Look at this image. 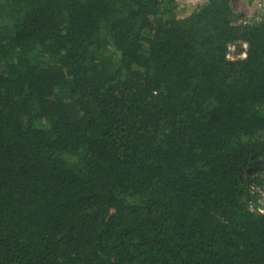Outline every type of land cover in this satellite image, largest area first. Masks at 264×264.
<instances>
[{
    "label": "trees",
    "instance_id": "trees-1",
    "mask_svg": "<svg viewBox=\"0 0 264 264\" xmlns=\"http://www.w3.org/2000/svg\"><path fill=\"white\" fill-rule=\"evenodd\" d=\"M177 8L0 0V264H264V11Z\"/></svg>",
    "mask_w": 264,
    "mask_h": 264
},
{
    "label": "rangeland",
    "instance_id": "rangeland-1",
    "mask_svg": "<svg viewBox=\"0 0 264 264\" xmlns=\"http://www.w3.org/2000/svg\"><path fill=\"white\" fill-rule=\"evenodd\" d=\"M178 4L177 14L185 16L189 14L197 5L206 0H175ZM232 8L236 14V23H244L251 18H256L264 11V0H232ZM242 45L237 44L234 48L233 55L237 56L242 53ZM262 197L258 200L256 209L264 212V191H261ZM254 205V204H252ZM254 208V206H252Z\"/></svg>",
    "mask_w": 264,
    "mask_h": 264
},
{
    "label": "built area",
    "instance_id": "built-area-1",
    "mask_svg": "<svg viewBox=\"0 0 264 264\" xmlns=\"http://www.w3.org/2000/svg\"><path fill=\"white\" fill-rule=\"evenodd\" d=\"M237 44H241L243 46L242 47V53L240 55L234 56L232 51L234 50V48H235V46ZM246 48H247V44L244 43V42H241V43H236V42L235 43H231V44L228 45V49H227V53H226V58L228 60H236V59H239V58H244L245 55H246L245 54ZM259 192H260V190H259ZM261 195H262V193H261ZM261 212H263V211H261Z\"/></svg>",
    "mask_w": 264,
    "mask_h": 264
}]
</instances>
